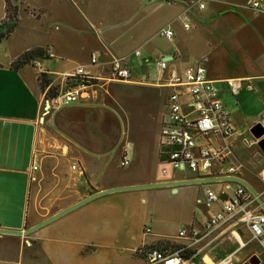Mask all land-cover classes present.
<instances>
[{"label":"crops","instance_id":"0c3cea01","mask_svg":"<svg viewBox=\"0 0 264 264\" xmlns=\"http://www.w3.org/2000/svg\"><path fill=\"white\" fill-rule=\"evenodd\" d=\"M88 1L81 2L86 6ZM11 2L17 5L16 25L8 35L0 37L2 228L26 229L100 190L192 178L189 171L182 175L164 171L163 175L153 173L135 179L114 176V164L121 165L124 147L115 155L97 156L82 152L77 145V142L85 143L81 128L83 121L89 113L91 114L90 110L93 111L95 108L90 102H76L48 109L44 123L50 129H44L40 122L44 97L38 79L41 70L47 71L52 83L60 84L62 80L59 74L76 64L87 65L88 69L95 71L96 66L90 63L91 53L97 55L100 63H106L111 57L117 56L123 57L125 64L131 69L137 68L142 77L152 80L149 83L142 82L141 85L165 88L167 85L164 79L176 65L185 69L203 62L207 76L218 82L219 96L238 132L249 138L245 130L264 118V21L252 19L259 16L261 11L251 7L247 0H208L202 9L197 4L189 5L190 1H179L174 3L177 5L175 12L165 10L164 15L173 11L171 12L173 14L170 13V17L166 18V21L171 22L163 26L170 27L173 36L169 39V46L157 51L158 56L162 58L165 56L167 60V67L161 72L156 68L154 61L149 60L151 54L140 56L134 51L122 54L112 52L109 44L113 39L106 42L100 38L98 46L90 52L88 60L73 59L72 48L70 45L66 46L67 21H21L20 18L22 10L30 17L45 16L49 9L56 6L55 4H60L61 0H11ZM261 9L264 10V7ZM57 18L60 20L61 14L58 13ZM4 19L5 0H0V33L5 32L7 26ZM82 19L84 21H78L80 29L83 28V22L89 25L91 21H99L86 14ZM184 19L191 23L189 29L183 27ZM52 28L59 32L53 34ZM151 39L152 37L145 38L141 43ZM34 46L48 47L51 55L37 57L17 69L10 67L13 59ZM52 57L57 58L51 59ZM224 59L229 61L227 66L224 65ZM62 60L68 63L61 65ZM169 63L171 67H168ZM152 64L155 67H151ZM235 77H248L251 86H244L236 94H232L225 79ZM237 94L254 96L259 101L260 106L253 116H242L243 112H237L239 104L233 102ZM232 113L236 115L232 116ZM233 143L232 161L240 165V177L252 186L242 175L244 163L237 149L240 143H247L241 138H236ZM103 151L98 152L104 153ZM143 155L144 152L140 148H135L130 162L136 164L142 161ZM245 155L249 162V154ZM32 159L38 164V168L30 175L28 167ZM159 159L165 162L160 151ZM73 162H77L80 169L71 168ZM180 186L182 185L162 187L178 191ZM219 188L220 186L216 189L206 187L205 191L206 189L216 191ZM139 190L143 188L114 190L100 194L27 234L0 232V264H122L131 257L135 258L136 264H144L142 253L138 249L152 246L158 241L160 243L155 245L156 247L167 250L184 247L183 253L194 255L195 261L201 264H214L217 257L235 246L228 229L212 245L208 244L209 238L203 237L193 241L190 237L178 235V230L182 226L199 227L225 197H220L219 202L206 205L204 201H197L198 198H204L205 191L202 196H196L189 215L183 213L181 224L179 223L177 229L171 232L167 225L170 218L166 213L155 214L150 208L147 210L137 208L138 204L146 199L143 191ZM115 192L133 197L134 202L124 206L105 202L106 196ZM257 192L260 195L264 194L262 190ZM175 212L181 213L179 209H175ZM241 224L247 230L246 225L240 223L238 228L241 232ZM146 226L150 227L149 231L144 230ZM257 249L260 248L255 244L252 252L244 257L239 256L235 264H259L258 254L261 251Z\"/></svg>","mask_w":264,"mask_h":264},{"label":"rangeland","instance_id":"374dc122","mask_svg":"<svg viewBox=\"0 0 264 264\" xmlns=\"http://www.w3.org/2000/svg\"><path fill=\"white\" fill-rule=\"evenodd\" d=\"M81 1L61 0L60 4L52 6L49 9V13L40 18L30 17L22 10L20 18L21 21H67L66 46L70 45V48H72L73 59L88 60L90 52L98 46L100 38L106 40V42L113 39L109 46L115 54L139 51L140 56L151 54L149 60L154 61V63L160 57L157 51L163 50L170 45V40L162 33V27L166 23L171 22L166 21V18H168L167 16L170 17L171 12H175L177 5L174 3L180 0H89L86 6ZM193 4L195 3L191 1L189 5ZM167 9L173 11L164 15L163 12ZM255 10L261 11V14L256 18L252 17V19L254 21H264V10L261 8ZM58 13L62 17L60 20L57 18ZM84 14L99 21H91L89 25L83 22V28L80 29L78 21H84L82 19ZM52 29L53 34L59 32L55 28ZM149 37H152L150 41L141 43L145 38L148 39ZM55 58L57 57H52L51 59ZM223 62L225 66L229 63L227 59H224ZM66 63H68L66 60L60 62L61 65ZM151 67L155 66L152 64ZM168 67H171L170 63ZM183 69L176 65L173 70L182 71ZM156 76H158V73H156ZM142 82L149 83L152 80L142 77L138 73L137 68L132 69V75L128 79L102 80L100 82L102 86L96 99L89 101L90 105H94L95 108L93 111L90 110L91 114L89 113L83 121L84 124L81 128L85 143L77 142V145L82 152L97 156L100 154L115 155L122 147H126L130 160L135 148H140L144 152L142 161L136 164L130 162L128 165L117 166L114 162V176L135 179L147 177L146 175L153 173L163 175L165 173L163 169L166 172L177 175L185 174V171H188L187 169L177 170L159 159L160 146L158 136L161 119L166 111L165 98L169 92V87L146 86L141 85ZM53 85L57 86L54 83ZM47 98L49 97L44 94L42 101L43 114L40 121L44 129H50L44 123L47 114L44 108ZM234 99L233 102L239 104L237 112H243L242 116H253L260 106L259 101L254 96L246 97L242 94H239V96L237 94V98ZM233 115H236V113H232ZM245 134L250 139L254 137L249 128L245 130ZM237 149L239 150L238 154L240 153L239 157L244 163L241 169L242 175L257 191L261 192L263 183L257 171L264 165L263 152L255 144L240 143ZM100 150H104V153H99L98 151ZM246 153L249 154V162L247 161ZM224 184L225 181L178 184L182 185L178 191L168 190V188L162 186L146 187L143 190H139L143 191L146 199L139 203L137 208L139 210L150 208L155 214L166 213L170 218L167 223L168 229L174 232L179 223L182 222L183 218L181 215L183 213L189 215L191 212L196 196H202L206 187L216 189ZM108 195L105 199L107 203L124 206L134 202L133 197L122 196L119 192ZM260 196L264 199V194ZM175 209H179L181 213L177 214ZM241 228L242 237L248 240L247 245L239 251V256L244 257L252 252L256 243L255 240L249 239V233L243 224H241ZM159 243V241L154 242L152 246ZM258 255L259 264H264L263 254L259 253ZM136 263L135 258L131 257L122 264Z\"/></svg>","mask_w":264,"mask_h":264},{"label":"built area","instance_id":"2783aa9c","mask_svg":"<svg viewBox=\"0 0 264 264\" xmlns=\"http://www.w3.org/2000/svg\"><path fill=\"white\" fill-rule=\"evenodd\" d=\"M193 1L199 8H204L208 0H180ZM264 0H249L251 7L263 8ZM190 22L183 21L185 29L190 28ZM162 33L168 39L173 36L170 27L162 28ZM50 56L51 52L47 48ZM139 55V51H135ZM90 63L96 70L88 69L87 65L76 64L59 75L61 83L56 84V93L47 98L50 108H59L76 102H89L96 99L101 89V81L128 79L132 69L125 64L123 57H111L106 63H100L95 53L90 54ZM155 66L159 72L167 67V60L158 57ZM248 80L247 82H243ZM169 87L166 95V111L161 120L159 130L160 153L164 161L177 170H188L192 178H207L215 176H238L239 164L232 161L234 154V140L241 138L248 145L255 144L258 138H247L234 127L229 111L219 96L218 82L207 76L206 66L198 62L182 71L171 69L164 79ZM232 94H236L242 87H250L248 77L225 79ZM50 82L44 89L52 85ZM130 159L124 147L120 164H129ZM38 168L32 159L28 171L30 175ZM71 168L80 169L77 162L71 163ZM165 171V169H163ZM263 183L264 193V165L258 171ZM218 190L206 189L203 199L198 202L210 205L220 201L218 208L207 217L199 227L194 225L182 226L178 230L179 236L190 237L193 241L209 238V245L229 230L235 246L217 257L214 264H235L239 259V251L247 244L241 230L240 223H244L249 232V239L255 240L256 245L264 255V209L258 204L251 192L242 183L229 179ZM234 183V185H233ZM145 231L150 227L146 226ZM179 247L167 250L156 246L139 248L144 264H201L195 261L194 255L183 253Z\"/></svg>","mask_w":264,"mask_h":264},{"label":"water","instance_id":"95a60500","mask_svg":"<svg viewBox=\"0 0 264 264\" xmlns=\"http://www.w3.org/2000/svg\"><path fill=\"white\" fill-rule=\"evenodd\" d=\"M163 58H166V57L164 56ZM44 108L46 111L49 109V100L48 99H46V101H45V107ZM249 130L255 138L260 137L264 133V118L258 120L253 125H251ZM256 145L264 154V136L260 137L257 140ZM229 179L236 180V181L242 183L244 186H246V188L251 192V194L254 196V198L256 199L258 204L264 209V199H262L260 194L257 191H255V189L246 180H244L241 177H238V176H215V177H207V178H186V179L172 180V181H158V182L145 183V184L112 187L109 189L100 190V191H97V192H94V193L88 195L87 197H84L83 199L77 201L76 203H74V204H72V205L52 214V215H50L49 217L39 221L38 223H36V224L26 228V229L18 230V229H7V228L0 227V232L27 234V233L35 230L39 226H41V225L47 223L48 221L54 219L55 217L69 211L70 209H72V208H74V207H76V206H78L84 202H86L87 200H89L95 196H98L100 194L109 192V191L123 190V189L146 188V187H158V186H175L178 184L209 182V181H223V180H229ZM174 190L175 189H173V191ZM257 251H260V249H257Z\"/></svg>","mask_w":264,"mask_h":264},{"label":"trees","instance_id":"16d2710c","mask_svg":"<svg viewBox=\"0 0 264 264\" xmlns=\"http://www.w3.org/2000/svg\"><path fill=\"white\" fill-rule=\"evenodd\" d=\"M7 26L5 32L0 33V37L8 35L16 25L17 21V5L12 3L11 0H5V19ZM48 47L34 46L24 50L10 63V67L17 69L25 63H30L37 57H49L47 53ZM39 84L42 91L51 82V77L47 71L41 70L38 74ZM56 93L55 85H51L45 93L46 97H52ZM184 248V247H183Z\"/></svg>","mask_w":264,"mask_h":264}]
</instances>
